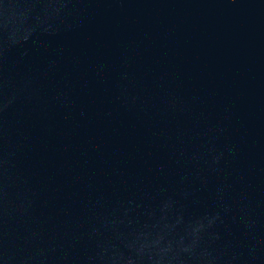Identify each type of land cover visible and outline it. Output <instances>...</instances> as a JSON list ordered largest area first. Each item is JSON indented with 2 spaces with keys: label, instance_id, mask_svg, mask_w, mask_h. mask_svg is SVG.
<instances>
[{
  "label": "water",
  "instance_id": "obj_1",
  "mask_svg": "<svg viewBox=\"0 0 264 264\" xmlns=\"http://www.w3.org/2000/svg\"><path fill=\"white\" fill-rule=\"evenodd\" d=\"M0 264H264V0H0Z\"/></svg>",
  "mask_w": 264,
  "mask_h": 264
}]
</instances>
